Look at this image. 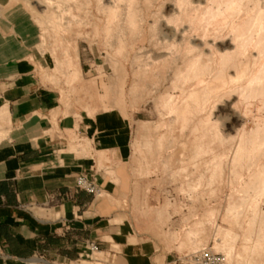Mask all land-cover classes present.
<instances>
[{
    "label": "rangeland",
    "instance_id": "374dc122",
    "mask_svg": "<svg viewBox=\"0 0 264 264\" xmlns=\"http://www.w3.org/2000/svg\"><path fill=\"white\" fill-rule=\"evenodd\" d=\"M177 1L0 0V35L8 37L11 45L17 48L15 52H6L5 59L31 64L32 71L25 76L30 81V87L32 89L45 87L57 91L58 104L62 106V110L59 111L62 115L80 116L86 113L94 116L99 112L113 110L122 115L130 133L129 174L126 175V182L130 181L137 196L143 194L144 201L154 205V212L161 226L166 230L163 235L169 242L168 248L177 251L181 255L180 258L208 248L223 254L226 257L225 264H264V242L258 243L259 240L261 242L264 234V231L262 233L260 230L264 229V185L261 186L264 180L260 181L264 176V169H261L264 168V132H262L264 123L261 124L264 121V98L261 97L264 95L259 92L264 84H256L257 81L252 80L250 74L237 76L229 69L227 63H221L220 57L222 54L234 51L233 46L228 45V42L234 37L236 26L248 22L250 25L247 23L248 27L244 29L243 37L240 38L250 37L255 33L254 37L251 36L254 44H249V48L245 49L240 58H243L242 55L245 57L246 54L245 61L252 63L250 67L254 70L257 69L255 63H264L262 39L264 26L258 28L253 26L256 20L255 14L257 16L258 10L264 11V0H244L237 6L239 9L237 7L232 9L235 17L232 10H228L227 13L230 14L218 15V18L212 19L210 24L205 23L203 14L210 3L209 0H206L207 2L188 0L189 3H186L187 0L186 2L182 0L186 4L180 3L184 9ZM177 9L179 11H176ZM108 10L114 12L112 16L110 15L112 11L109 13ZM131 15L134 16L132 20L129 19ZM188 15L191 17L189 18ZM228 16L232 18L229 20ZM192 17L197 19L194 20ZM181 21L185 24L180 25ZM177 25L179 27H176ZM197 26L199 28H196ZM201 27L209 32L205 33L206 31L204 32ZM252 27L254 30L257 28L255 30L257 32ZM183 29H186L185 39L180 36ZM259 32H262L263 36ZM194 37L201 39L194 43L199 49L188 54L189 39ZM200 54L204 55L203 64L209 67V72L204 77L198 78L196 74L201 67L195 68L196 70L190 72L191 74L187 73L189 63L187 64L186 61ZM254 56L257 59L255 61ZM258 59L261 60L258 62ZM2 60L4 57L2 58L0 53V62ZM223 65H226L231 72L226 66L221 68ZM221 69H224L228 75L225 71L220 72ZM218 71L225 75H220L222 77H217L216 81V73L219 76ZM186 76L190 77L186 78ZM192 77L196 81H193ZM250 90L253 91L251 92L253 95H250ZM189 92H197L194 94L196 97L193 94L191 96ZM196 101L199 104H196ZM186 105L189 106L190 111L187 115H191L187 116L188 123L176 121L175 109L177 106L182 108ZM255 126L262 129L259 137L254 139L253 144L247 142L246 145L241 140L255 136L259 130ZM1 127L0 123V142L8 137L12 139L11 128L7 132L1 130ZM262 134L263 138L260 136ZM70 136L78 147H82L84 151L89 149L90 141L87 138H83L85 141H82V138L72 133ZM195 147L198 148L199 155ZM206 149L208 153L205 152ZM238 149L240 150L237 151ZM241 151L244 154L242 152L241 155ZM119 158V153H113V161ZM236 158V161H232ZM105 159L109 160L103 154L99 156L100 167L105 166ZM188 167L189 170L183 173L181 169ZM108 174L114 175L112 171ZM255 174L256 177L259 174L260 176L256 178ZM199 181L201 183H198ZM256 181L260 183L257 182L261 186L259 190ZM199 184L200 186L197 187ZM164 204L165 208H163ZM233 204L236 207H232ZM232 208L233 211H237L233 213ZM226 210H231V213ZM237 216L239 219L236 218ZM218 226L232 231L233 234L229 237L233 239L230 241L231 238H225L228 236L224 231L218 230ZM248 235L249 240L246 241ZM251 238L252 241L249 242ZM229 241L234 247L227 243ZM243 246H246V249L242 248ZM260 246H263V249ZM231 247L234 250H230ZM254 248L257 250L255 251ZM113 249L118 250L116 246ZM253 249L256 254L252 252ZM242 260L244 261L241 262ZM38 264H125V262L113 252L102 249L92 251L89 248L76 261L44 260Z\"/></svg>",
    "mask_w": 264,
    "mask_h": 264
},
{
    "label": "crops",
    "instance_id": "0c3cea01",
    "mask_svg": "<svg viewBox=\"0 0 264 264\" xmlns=\"http://www.w3.org/2000/svg\"><path fill=\"white\" fill-rule=\"evenodd\" d=\"M15 51L0 35V123L13 137L0 142V264L76 261L91 243L125 264H178L154 205L126 182V120L114 110L62 115L57 91L30 87L31 64L5 59ZM71 133L87 138L89 149ZM101 154L109 159L104 167ZM82 172L95 177L104 196L76 187Z\"/></svg>",
    "mask_w": 264,
    "mask_h": 264
},
{
    "label": "bare ground",
    "instance_id": "6f19581e",
    "mask_svg": "<svg viewBox=\"0 0 264 264\" xmlns=\"http://www.w3.org/2000/svg\"><path fill=\"white\" fill-rule=\"evenodd\" d=\"M185 2H186V0H184ZM184 1H182V0H178L177 1V3H178V5L180 4V3H183L184 5H186L185 4V2ZM206 1V0H205ZM210 1V3H209V5L205 8V13L203 12V14H204V19L206 20L205 21V23H209L210 24V22H211V20L212 19H215V17L216 18H218V15H224V13H227V11L228 10H232V9H234L235 7H237L238 5H240V4H242V1H244V0H209ZM256 1V0H255ZM254 1V2H255ZM193 2V1H192ZM191 2V3H192ZM207 2V1H206ZM251 2V1H250ZM186 3H189V1L187 0V2ZM252 3V2H251ZM258 3V2H257ZM264 3V2H263ZM194 4V3H193ZM250 4V3H249ZM256 4V3H255ZM254 4V5H255ZM181 5V7H182V4H180ZM189 5V4H188ZM187 5V6H188ZM201 5H203V4H201ZM204 5H205V3H204ZM248 5V4H247ZM246 5V7H247V9H248V6ZM112 6V5H111ZM179 7V6H178ZM186 7V6H185ZM189 7H191V6H189ZM239 7H241V6H239ZM254 7V6H253ZM252 7V8H253ZM261 7V3H260V6H259V8ZM172 8V7H171ZM180 8V7H179ZM187 8V7H186ZM186 8H185V10H186ZM242 8H244V7H242ZM249 8H250V6H249ZM182 9H184L183 7H182ZM182 9H180V11H182V12H184ZM190 9V8H189ZM237 9H239L238 7H237ZM246 9V10H247ZM251 10V9H250ZM256 10V9H255ZM109 11V10H108ZM110 11H112V10H110ZM110 11H109V13H110ZM176 11H179L178 9L176 10ZM237 11V10H236ZM244 11H245V8H244ZM249 11V10H248ZM254 11V10H253ZM257 11V10H256ZM182 12H179L180 14L182 13ZM187 12V11H186ZM197 12V11H196ZM239 12V11H238ZM108 13V14H109ZM112 13H114L113 11L110 13V15L112 14ZM199 13V12H198ZM229 13V12H228ZM227 13V14H228ZM251 13V12H250ZM254 13V12H253ZM133 14V13H132ZM184 14V13H183ZM182 14V15H183ZM186 14V13H185ZM191 14V13H190ZM230 14V13H229ZM232 14H233V16L235 17V15H234V12H233V10H232ZM245 14H247L246 12H245ZM255 14V13H254ZM134 15V14H133ZM178 16H179V14H177ZM182 15H181V17H182ZM192 15V14H191ZM237 15V14H236ZM112 16V15H111ZM187 16V15H186ZM189 16V15H188ZM263 16H264V11H262V10H258V14H257V16H256V14H255V16L254 17H256V20H255V22H254V27H262V26H264V20H263ZM130 18V20H132L131 18L133 17L134 18V16H129ZM185 17V16H184ZM191 16H189V18H190ZM220 17V16H219ZM111 18V17H110ZM179 18V17H178ZM177 18V19H178ZM193 18V17H192ZM196 18V17H195ZM199 18V17H198ZM228 18H229V20H230V18H232V17H229L228 16ZM227 18V19H228ZM175 19V18H174ZM194 19V18H193ZM197 19V18H196ZM196 19H194V20H196ZM203 19V18H202ZM222 19H224V18H222ZM225 19H226V17H225ZM225 19H224V21H225ZM183 20V19H182ZM216 20V19H215ZM218 20V19H217ZM248 20V19H247ZM134 21H135V19H134ZM178 21V20H177ZM184 21V20H183ZM219 21V20H218ZM228 21V20H227ZM253 21H254V19H253ZM130 22V21H129ZM190 22H191V20H190ZM196 22V21H195ZM213 22V21H212ZM214 22H216V21H214ZM232 22V21H231ZM252 22V21H251ZM135 23V22H134ZM179 23H181L180 25H182V21L181 22H179ZM187 23H188V21H187ZM193 23V22H192ZM199 23H201V20H200V22ZM205 23H204V26H205ZM248 23V22H247ZM247 23L246 22H244L242 25H239V26H236V29H235V31H234V37L231 39V41H229L228 42V45H231V46H233V48H234V51L232 52L231 51V53H230V51L228 52V53H226V54H222V55H220V57L222 58V62L221 63H227V66L229 67V69L230 70H232V71H234V73L238 76L239 74H241V75H246V74H250V76H252V80H255V82H256V84H258V83H261V84H264V63H255L256 65L255 66H257V69H252L251 67H250V65L252 64V63H247L248 61L246 60L245 61V57H246V54H245V57H244V55H242L243 56V58H240L241 57V54H243V52L245 51V49L248 47L249 48V44H254V40H252V38H251V36H253V35H255V33L252 35L251 34V36L250 35H248V36H250V37H244V38H240L241 36L243 37V31H244V29H246L247 27H248V25H247ZM185 23H183V25H184ZM206 24V25H207ZM211 24H213V23H211ZM216 24V23H215ZM221 24V23H220ZM225 24H226V22H225ZM227 24H229V23H227ZM249 25H250V23H248ZM216 25H218V24H216ZM215 25V26H216ZM175 26V25H174ZM189 26V25H188ZM203 26V27H204ZM219 26V25H218ZM231 26V25H230ZM233 26V25H232ZM167 27V26H166ZM176 27H179L178 25L176 26ZM180 27H182V26H180ZM187 27V26H186ZM190 27V26H189ZM194 27V26H193ZM213 27V26H212ZM227 27V26H226ZM254 27H252L253 28V30H254ZM184 28V27H183ZM196 28H199L198 26L196 27ZM206 28H208V26L206 27ZM206 28H205V31H206ZM216 28V27H215ZM214 28V29H215ZM220 28H222V27H220ZM235 28V27H234ZM233 28V29H234ZM256 28V29H257ZM190 29V28H189ZM194 29V28H193ZM201 29H202V27H201ZM204 29V28H203ZM202 29V30H203ZM222 29H225V28H222ZM221 29V30H222ZM232 29V30H233ZM249 29V28H248ZM255 29V30H256ZM264 29V28H263ZM262 29V30H263ZM185 30L186 29H183L182 31H181V33H180V36L182 37V39L184 38V36H185ZM188 30V29H187ZM254 30V31H255ZM260 30V29H259ZM110 31V30H109ZM204 31V30H203ZM204 31V32H205ZM208 31V30H207ZM207 31L205 32V33H207ZM261 31V30H260ZM178 32V31H177ZM209 32V31H208ZM255 32H257V31H255ZM187 33V32H186ZM196 33V32H195ZM198 33V32H197ZM204 33V34H205ZM211 33H212V31H211ZM210 33V34H211ZM247 33H248V31H247ZM259 33H261L262 34V36H263V33H264V31H263V33L262 32H259ZM188 34V33H187ZM249 34H250V32H249ZM206 35V34H205ZM204 35V36H205ZM208 35H209V33H208ZM258 35V34H257ZM256 35V36H257ZM230 36V35H229ZM231 36H232V34H231ZM245 36V35H244ZM262 36H261V38H262ZM254 37V36H253ZM227 38V37H226ZM261 38H259V39H261ZM167 39V38H166ZM185 39V38H184ZM198 39H200V38H198V37H194V38H190L189 39V45H188V49H189V51L190 52H188V54L189 53H193L194 51H196L195 49H199V46L197 47V46H195V41L196 40H198ZM212 39H214V38H212ZM230 39V38H229ZM263 39V41H264V38H262ZM261 39V40H262ZM201 40V39H200ZM211 40V39H210ZM176 42V41H175ZM256 43H257V40H256ZM260 43H261V41H260ZM163 44H165V43H163ZM178 44V43H177ZM167 45H168V43H167ZM166 45V46H167ZM208 45V44H207ZM259 45V44H258ZM169 46V45H168ZM264 46V45H263ZM170 47V46H169ZM174 47H176V46H174ZM196 47V48H195ZM255 47V46H254ZM262 47V46H261ZM210 48V47H209ZM163 49V48H162ZM211 49V48H210ZM209 49V50H210ZM185 50V49H184ZM233 50V49H232ZM166 51V50H165ZM165 51H163V52H165ZM167 51H169L168 49H167ZM166 51V52H167ZM212 51V50H211ZM210 51V52H211ZM221 51V50H220ZM227 51V50H226ZM263 51H264V47H263ZM165 52V53H166ZM171 52V51H170ZM218 52V51H217ZM260 52H262L261 50H260ZM187 53V52H186ZM219 53V52H218ZM256 53V52H255ZM210 54V53H209ZM262 54V53H261ZM191 55V54H190ZM251 55V54H250ZM171 56V55H170ZM202 56H204V55H202V54H200V55H194L191 59H189L188 61H186V63L188 64V70H187V73H190V72H192L193 70H196L195 68H199V66L202 68H200L199 69V71H198V74H196L197 76L196 77H198V78H200V77H204V75H206L208 72H209V67L207 66V65H204L203 63H205L204 62V58L202 57ZM216 56V55H215ZM249 56V55H248ZM260 56V55H259ZM262 56V55H261ZM185 57V56H184ZM263 57V56H262ZM187 59V58H186ZM242 59L244 60V61H242ZM247 59V58H246ZM255 59H256V57L254 56V61H255ZM257 60V59H256ZM261 60V59H260ZM259 59H258V62L260 61ZM206 61V60H205ZM208 61H209V59H208ZM250 61H252V60H250ZM263 61V60H262ZM159 62V61H158ZM185 64V63H184ZM209 65V64H208ZM211 65V64H210ZM224 66H226V65H223V66H221V68H223ZM226 66V67H227ZM254 66V65H253ZM228 67H227V70H228ZM255 68V67H254ZM183 69V68H182ZM225 70H226V68H225ZM224 69H221L220 70V72L221 71H225ZM179 71V70H178ZM211 71V70H210ZM229 71V70H228ZM227 71V72H228ZM181 72V71H180ZM219 72V71H218ZM220 72H219V76H217L218 74L216 73V77H215V79H216V81H217V77H222V76H220V75H225V74H227L226 73V71H225V74L222 72V74H220ZM229 72H231V71H229ZM183 73H184V71H183ZM195 73V72H194ZM180 75H181V73H179ZM179 74H177V75H179ZM191 74V73H190ZM211 74H212V72H211ZM180 75H179V77H180ZM208 75H210V74H208ZM228 75V74H227ZM226 75V76H227ZM183 76V75H182ZM226 76H223V77H225L226 78ZM230 76H232V75H230ZM229 76V77H230ZM75 77H76V75H75ZM187 77H190V76H186V78ZM195 77V78H196ZM234 77V76H233ZM232 77V78H233ZM242 77V76H241ZM245 77V76H244ZM185 78V77H184ZM207 78V77H206ZM224 78V79H225ZM247 78H248V76H247ZM191 79H193V81L195 80L193 77L191 78ZM214 79V78H213ZM214 79V80H215ZM222 79V78H221ZM234 79H236V78H234ZM239 79H240V77H239ZM213 80V81H214ZM223 80V79H222ZM225 80H227V79H225ZM242 80V79H241ZM259 80H261L262 82H258ZM180 81V80H179ZM196 81V80H195ZM233 81V80H232ZM235 81V80H234ZM243 81V80H242ZM190 82V81H189ZM203 82V81H202ZM226 82V81H225ZM224 82V83H225ZM230 82V81H229ZM251 83H252V81H250ZM254 82V81H253ZM179 83V82H178ZM218 83V82H217ZM239 83H240V81H239ZM250 84V83H249ZM261 84H259V85H261ZM178 85V84H177ZM222 85V84H221ZM228 85V84H227ZM258 85V86H259ZM183 86V85H182ZM250 86H251V84H250ZM255 86V85H254ZM213 87V86H212ZM135 88V87H134ZM184 88V87H183ZM245 88V87H244ZM247 88V87H246ZM214 89V88H213ZM243 88H241V90H242ZM252 89V88H251ZM240 90V91H241ZM254 90H256L255 89V87H254ZM257 90H258V88H257ZM260 90V89H259ZM213 91V90H212ZM215 91V90H214ZM213 91V92H214ZM237 91H238V89H237ZM239 91V92H240ZM187 92V91H186ZM208 92H210V91H208ZM207 92V93H208ZM236 92V91H235ZM253 93V91L252 90H250V95ZM259 92H261V95H264V86L262 87L261 86V90L259 91ZM259 92H258V94H259ZM190 93V95L192 96V94L194 95L195 93H197V92H189ZM206 93V92H205ZM185 94V93H184ZM210 94H211V92H210ZM230 95H231V93H229ZM238 94V93H237ZM236 94V95H237ZM208 95H209V93H208ZM240 95V94H239ZM249 95V94H248ZM253 95V94H252ZM256 95V94H255ZM195 96V95H194ZM197 96H198V94H197ZM228 96V95H227ZM196 97V96H195ZM195 97H193V98H195ZM206 97V96H205ZM249 97V96H248ZM165 98V97H164ZM175 98V97H174ZM191 99H192V97H190ZM189 98V99H190ZM210 98V97H209ZM253 98V97H252ZM255 98H256V96H255ZM257 98H260V97H257ZM261 98H264V97H261ZM196 99V98H195ZM197 99H199V98H197ZM164 100V99H163ZM164 102V101H163ZM249 102V101H248ZM262 102V101H261ZM183 103V102H182ZM168 105H169V102L167 103ZM186 104V103H185ZM196 104H199V103H197V101H196ZM263 104H264V102H263ZM262 104V105H263ZM165 105V104H164ZM167 106V105H166ZM232 106H233V104H232ZM189 107V106H188ZM187 107V105L185 106V107H182V108H179L178 106H177V108L175 109V110H177L176 111V113H177V116H176V121H184L183 123H188V121H186L187 120V113L188 112H190L189 111V108ZM248 108V107H247ZM264 108V107H263ZM167 109H168V106H167ZM170 109H171V107H170ZM166 110V109H165ZM248 110V109H247ZM246 110V111H247ZM175 112V111H174ZM249 113H250V110H249ZM264 113V112H263ZM190 114V113H189ZM255 114V113H254ZM174 115V114H173ZM193 115V114H192ZM191 116V115H190ZM190 116H188V117H190ZM240 117H241V115H240ZM255 117V116H254ZM213 118V117H212ZM248 118V117H247ZM257 118V117H256ZM258 118H259V116H258ZM260 119V118H259ZM261 119H263V118H261ZM190 120V119H189ZM208 120V119H207ZM264 120V119H263ZM262 120V121H263ZM173 121V120H172ZM174 121H175V119H174ZM175 121V122H176ZM186 121V122H185ZM236 121V120H235ZM254 121V120H253ZM174 122V123H175ZM192 122V121H191ZM194 122V121H193ZM237 122V121H236ZM204 123V122H203ZM208 123H210V122H208ZM207 123V124H208ZM256 123H258V122H256ZM261 123V122H260ZM264 123V121L261 123V124H263ZM176 124V123H175ZM211 124V123H210ZM206 125V124H205ZM210 125L208 124V126L207 127H209ZM214 127V126H213ZM245 127V126H244ZM255 127H257V126H255ZM261 127V126H260ZM183 129L185 128V127H182ZM181 128V131L183 130ZM212 128V127H211ZM264 128V127H263ZM177 129V128H176ZM255 129V128H254ZM257 129H259L258 127H257ZM245 129H243V131H244ZM260 130H262L261 128L259 129V130H257L258 132H257V134L255 135V136H251V137H245L244 139L242 138V140L241 141H243L245 144L247 143V142H251L252 144H253V141H255L258 137H259V132H260ZM194 131V130H193ZM196 131V130H195ZM253 132V131H252ZM262 132H264V130L262 131ZM261 132V133H262ZM242 133V132H241ZM238 134V133H237ZM243 134V133H242ZM250 134V133H249ZM217 136V135H216ZM261 137L263 136V134L262 135H260ZM162 137V136H161ZM204 137V136H203ZM264 137V136H263ZM262 137V138H263ZM256 138V139H255ZM241 139V138H240ZM239 139V140H240ZM251 139V140H250ZM255 139V140H254ZM264 139V138H263ZM198 140V139H197ZM227 140V139H226ZM232 140V139H231ZM260 140V139H259ZM195 141V140H194ZM203 141V140H202ZM225 141V140H224ZM240 141V142H241ZM264 141V140H263ZM200 142V141H199ZM235 142V141H234ZM162 143V142H161ZM242 143V142H241ZM241 143H239V144H241ZM243 143V144H244ZM257 143V142H256ZM238 144V146H241V145H239ZM212 145H213V143H212ZM211 145V146H212ZM234 145H235V143H234ZM247 145V144H246ZM245 145V148L247 147ZM259 145V144H258ZM261 145V144H260ZM197 146V145H196ZM199 146H201V145H199ZM204 145L202 144V147H203ZM207 147V146H206ZM208 147H210V146H208ZM263 147V146H262ZM261 147V148H262ZM195 148H197V147H195ZM260 148V150H262L263 151V149H261ZM186 149V148H185ZM208 149V148H207ZM205 150V152H207L208 153V150ZM242 149V148H241ZM254 149L256 150V148H255V146H254ZM253 149V150H254ZM259 149V148H258ZM197 150H198V148H197ZM197 150H195V153H197ZM203 150V149H202ZM211 150V149H210ZM231 150V149H230ZM240 149H238L237 151H239ZM259 150V151H260ZM245 151V150H244ZM248 151V150H247ZM247 151H246V154H247ZM204 152V153H205ZM213 152V151H212ZM211 152V153H212ZM224 152V151H223ZM229 152V151H228ZM242 152L243 151H241L240 153H241V155H242ZM256 152V151H255ZM194 153V152H193ZM194 153V154H195ZM232 153V152H231ZM238 153V152H237ZM240 153H239V155H240ZM249 153V152H248ZM184 154V153H183ZM200 154H202V153H200ZM219 154V153H218ZM226 154V153H225ZM235 154H236V150H235ZM243 154H244V152H243ZM182 155V154H181ZM198 155H199V150H198ZM240 155V156H241ZM192 156V155H191ZM197 156V155H196ZM204 156V155H203ZM224 156V155H223ZM223 156H221V157H223ZM246 156H249V155H246ZM260 156V155H259ZM182 157V156H181ZM198 157V156H197ZM199 157H201V156H199ZM239 157V156H238ZM192 158V160H193V158L194 157H191ZM196 158V157H195ZM218 158V157H217ZM234 158V157H233ZM249 158V157H248ZM247 158V159H248ZM215 159H216V157L213 159V161H215ZM220 159V158H219ZM259 159V158H258ZM237 160V158L234 160H232V161H236ZM249 160V159H248ZM250 160H251V158H250ZM249 160V161H250ZM193 161H196V159H194ZM217 161V160H216ZM240 161V160H239ZM242 161H243V159H242ZM238 162V161H237ZM246 162V161H245ZM201 163V162H200ZM206 163V162H205ZM233 164L235 163V162H232ZM241 163V162H240ZM244 163V162H243ZM256 163V162H255ZM188 164V163H187ZM249 164H250V162H249ZM198 165V164H197ZM236 165V164H235ZM238 166H241L240 164H237ZM262 165V164H261ZM264 165V164H263ZM262 165V166H263ZM203 166V165H202ZM214 166H216V165H214ZM219 166V165H218ZM196 168V166H193V168ZM236 168V167H235ZM237 168H239V167H237ZM241 168H244V167H241ZM197 169V168H196ZM260 169V168H259ZM262 170L264 169V168H261ZM182 171H183V173H185V171L186 170H189V167L188 168H186V169H181ZM198 170V169H197ZM242 171V170H241ZM258 171V170H257ZM261 171V170H260ZM259 171V172H260ZM178 173L179 172H181V171H177ZM176 172V173H177ZM187 172V171H186ZM208 172V171H207ZM263 172V171H262ZM264 173V172H263ZM262 173V174H263ZM238 174V173H237ZM262 174H261V176H262ZM191 175V174H190ZM203 175V174H202ZM264 175V174H263ZM177 176V175H176ZM176 176H175V178H176ZM200 176H201V174H200ZM239 176V175H238ZM258 176H260V174L259 175H257V177ZM205 177V176H204ZM255 177H256V174H255ZM256 177V178H257ZM262 178V179H261ZM260 179V181L262 182V180H264L263 178H264V176L263 177H261ZM200 179H202V178H200ZM199 179V180H200ZM203 180V179H202ZM211 180H213V179H211ZM220 180H222V179H220ZM258 181H259V178L257 179ZM258 181H256L255 183L258 185H256L255 183H254V185L255 186H257V190H259L260 188H261V186H263L264 185V182H262L263 184H261V186L259 185L260 183L258 182ZM212 182V181H211ZM259 184H258V183ZM198 183H201L200 181L198 182ZM184 184V183H183ZM214 184V183H213ZM223 184V183H222ZM250 185H251V183H250ZM249 185V186H250ZM200 186V184L197 186V187H199ZM222 186V185H221ZM248 186V185H247ZM259 186H260V188H259ZM183 187V186H182ZM264 187V186H263ZM262 187V188H263ZM247 188V187H246ZM261 191V190H260ZM259 191V192H260ZM263 191V190H262ZM214 192V191H213ZM254 192V191H253ZM258 192V191H257ZM215 193V192H214ZM213 193V194H214ZM103 194V193H102ZM102 194H100L99 196L101 197L102 196ZM264 194V193H263ZM231 198V197H230ZM243 199V198H242ZM230 200V199H229ZM238 201V200H237ZM248 201V200H247ZM253 201V200H252ZM251 201V202H252ZM229 202V201H228ZM246 204V203H245ZM233 206H235L236 207V205H232V207ZM238 206V205H237ZM256 206H258V204L256 205ZM234 207V208H235ZM234 208H232V211H233V209ZM250 208V207H249ZM230 209H231V207H230ZM256 210V209H255ZM227 211V210H226ZM235 211H237V210H234L233 211V213L235 212ZM227 212H230L231 213V210L229 211H227ZM239 212V211H238ZM256 213V212H255ZM211 214H212V212H211ZM239 214V213H238ZM238 214H236V215H238ZM243 214V213H242ZM242 214L240 215V216H242ZM254 214V213H253ZM233 217H235V216H233ZM239 216H237L236 218H238ZM256 217H258V216H256ZM239 219V218H238ZM237 219V220H238ZM237 220H236V222H237ZM252 221H254L255 219H251ZM236 222H234L235 224H236ZM238 223V222H237ZM263 224V223H262ZM250 226V225H249ZM219 227V226H218ZM254 227V226H253ZM218 229V228H217ZM249 229V227L247 228V230ZM254 229V228H253ZM263 229V228H262ZM262 229H260L261 231H262V233H263V231H264V229L262 230ZM218 230H220V231H224L225 232V234H226V236H228V237H225V238H231V237H229V236H231L233 233H232V231H230V230H225L224 228H222L221 226L219 227V229ZM217 232H219V231H217ZM250 232V231H249ZM219 233H221V232H219ZM247 233V232H246ZM252 233V232H251ZM250 234V233H249ZM254 234V233H253ZM252 234V235H253ZM244 235V234H243ZM234 236V235H233ZM258 236V235H257ZM260 236H262V234H260ZM237 237V236H236ZM235 237V238H236ZM245 237V236H244ZM249 237V235L247 236V238ZM253 237V236H252ZM246 238V239H247ZM233 238H231L230 239V241L232 240ZM258 239H260V238H258ZM249 240V238L246 240V241H248ZM264 234H263V236H262V239H261V242H259L258 240V243H260V244H262L264 241ZM228 241V240H227ZM230 241L229 242H227V243H230ZM234 241H235V239L233 240V243H234ZM245 241V242H246ZM252 241V238L250 239V241L249 242H251ZM232 243V242H231ZM231 243L229 244L230 246H232L231 245ZM232 243V244H233ZM247 243V242H246ZM259 244V245H260ZM264 244V243H263ZM222 245H223V243H222ZM225 245V244H224ZM245 245V244H244ZM247 245H248V243H247ZM227 246H228V244H227ZM250 246H251V244H250ZM250 246H248V247H250ZM232 247H234V245L232 246ZM232 247L230 248V250L232 249ZM261 247V246H260ZM263 247V246H262ZM261 247V248H262ZM222 248V247H221ZM227 248H229V247H227ZM242 248H244V249H246V246H243ZM257 248V247H256ZM256 248H254L255 249V251L257 250ZM254 249H253V251L252 252H254ZM263 249V248H262ZM262 249H260V250H262ZM232 250H234V249H232ZM227 251V250H226ZM240 251V250H239ZM263 251V250H262ZM197 252V251H196ZM244 252H246V250L244 251ZM249 252H251V249H250V251ZM100 253V252H99ZM255 253V252H254ZM253 254V253H252ZM251 254V255H252ZM256 254V253H255ZM229 255H230V260H232L231 258V252L229 251ZM241 255V254H240ZM250 255V254H249ZM254 255V254H253ZM253 255H252V257H251V260H252V258H253ZM233 256V255H232ZM241 258H242V256H241ZM238 260V259H237ZM244 260H242L241 262H243ZM250 261V260H249ZM232 263H233V261H231ZM237 262V261H236ZM240 264H242V263H240ZM249 264V263H248ZM250 264H252V263H250Z\"/></svg>",
    "mask_w": 264,
    "mask_h": 264
},
{
    "label": "built area",
    "instance_id": "2783aa9c",
    "mask_svg": "<svg viewBox=\"0 0 264 264\" xmlns=\"http://www.w3.org/2000/svg\"><path fill=\"white\" fill-rule=\"evenodd\" d=\"M75 183L78 189L84 190L93 196H99L102 193L101 186L97 183L95 177L87 172H82L76 178ZM89 248L92 251L100 250L97 243H91ZM225 262L226 257L223 254L208 248L185 255L177 260L178 264H225Z\"/></svg>",
    "mask_w": 264,
    "mask_h": 264
}]
</instances>
